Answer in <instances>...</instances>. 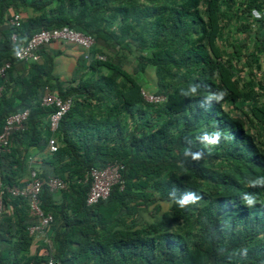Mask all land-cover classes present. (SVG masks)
Masks as SVG:
<instances>
[{
  "label": "trees",
  "instance_id": "obj_1",
  "mask_svg": "<svg viewBox=\"0 0 264 264\" xmlns=\"http://www.w3.org/2000/svg\"><path fill=\"white\" fill-rule=\"evenodd\" d=\"M232 5V0H0V65L10 63L0 77V130L7 117L29 110L23 130L11 133L9 149L0 155V264L9 258L13 264H47L49 257L58 264H264V187L249 184L264 177V154L251 132L264 135V77L244 79L254 56L241 44H231L229 54L219 47L220 23ZM263 9L264 0L245 2L247 14ZM14 14L20 16L16 28L6 24ZM253 23L260 54L264 40L259 21ZM62 28L94 42L91 59L80 56L68 81L54 75L58 53L46 47L38 49L34 63L14 58L16 47L33 34ZM127 43L147 51L134 71L152 68L154 94L162 102L146 103L141 85L122 67ZM105 48L114 58L96 60ZM193 84L200 86L198 94L183 96ZM45 87L71 101L54 133V153L44 152L53 111L39 105ZM217 91L225 93L224 100L202 108L209 92ZM216 130L223 133L221 143L209 149L198 137ZM188 148L203 150L204 159L185 157ZM113 162L122 166L123 188L114 186L105 200L85 206L86 172ZM30 171L65 184L62 191L44 187L40 193L42 212L52 216L46 229L50 245L32 256L28 227L36 219L25 199L5 191L21 186ZM173 188L177 197L195 191L202 198L180 209L169 197ZM245 193L255 196L254 206L242 200ZM242 248L247 257L234 254Z\"/></svg>",
  "mask_w": 264,
  "mask_h": 264
},
{
  "label": "built area",
  "instance_id": "obj_2",
  "mask_svg": "<svg viewBox=\"0 0 264 264\" xmlns=\"http://www.w3.org/2000/svg\"><path fill=\"white\" fill-rule=\"evenodd\" d=\"M260 18L257 19L251 16L254 20L259 21L261 38L264 40V9L257 11ZM20 16L18 14L12 15L6 24L10 27L16 28L19 25ZM11 42H16V35H11ZM94 42L93 39L80 32L62 28L54 30H43L33 34L25 43L18 45L14 52V58L22 63H34L38 60L36 52L41 47H46L50 51L52 45H66L77 49L81 58L84 61L91 59V49ZM98 61H105L103 55L94 56ZM10 68L9 62H4L0 65V77H3L6 71ZM141 96L146 103L157 104L163 101V97L147 92L141 91ZM40 107L52 109V113L47 119V126L50 136L47 138L46 151L47 153H54L57 149L54 139L59 122L62 117L69 111L71 106L70 100L62 101L59 97L54 95L47 87L43 89L42 97L39 102ZM29 115V110L24 109L20 112L10 115L4 121L0 130V155L6 153L9 149V137L11 133L22 131L24 123ZM122 166L116 162L109 163L102 168H89L84 176V182L88 183L89 187L85 195V206L90 207L97 204L99 201L105 200L112 187L119 186L123 188V182L120 176ZM51 193H56L65 189V184L62 180L48 176L44 179L38 177L36 172L30 171L27 180L19 187L5 188V191L11 197H19L25 199L28 204V214L30 217L36 219L35 224L28 227V234L40 235L43 242L48 245L46 238V229L52 223V216L45 214L40 208V193L43 188ZM2 192L0 191V195ZM1 213V209H0ZM47 264H58L51 257L48 258Z\"/></svg>",
  "mask_w": 264,
  "mask_h": 264
},
{
  "label": "rangeland",
  "instance_id": "obj_3",
  "mask_svg": "<svg viewBox=\"0 0 264 264\" xmlns=\"http://www.w3.org/2000/svg\"><path fill=\"white\" fill-rule=\"evenodd\" d=\"M233 5L231 9L227 11L225 17H222L221 27L222 30V40L220 42L219 47L224 49L227 54L231 52L230 45L231 44H241L243 47V52L252 54L254 58L249 57L251 67L248 70V74H251L249 77L245 75L244 79L248 80L251 77L252 80L261 79L264 76V51L258 54L257 49L261 46L259 38V33H256L257 27L254 24V19L251 18L250 14H247L244 11L246 0H232ZM202 11V8L200 9ZM251 11V10H250ZM250 24L244 30H241V25ZM255 37H257L255 39ZM128 45V51L122 52V57L120 58V62L122 67L133 76V78L141 85L142 90L149 94H154L155 88V78L153 74V70L150 66H147L143 72H136L135 68L137 66V62L140 58H146V52L142 51L138 52L131 45ZM114 51L109 49L102 50V54L105 59H113ZM101 55V54H98ZM249 65V66H250ZM252 72V73H251ZM241 75V74H240ZM238 80L241 81V76L237 77ZM155 95V94H154ZM226 110H229L232 116L235 115L233 110H230L226 107ZM252 134L254 135V141L258 147V149L264 154V135L258 130H252ZM162 210L167 209V205L163 204Z\"/></svg>",
  "mask_w": 264,
  "mask_h": 264
},
{
  "label": "clouds",
  "instance_id": "obj_4",
  "mask_svg": "<svg viewBox=\"0 0 264 264\" xmlns=\"http://www.w3.org/2000/svg\"><path fill=\"white\" fill-rule=\"evenodd\" d=\"M253 16L257 19L260 18V14L253 10ZM199 85L193 84L188 87V91L184 92L182 90L181 94L183 96H195L198 94ZM225 97V93L223 91H217V92H209L208 96L204 98V100L201 103V107L205 108V105L208 104L210 106V102L212 100H216L218 103L223 101ZM207 110V108L205 109ZM223 135L222 132L219 130L212 131V132H204L202 136L198 137L200 139V142L204 144L205 146H208L209 149L211 147H215L221 143V136ZM232 136L230 135L227 137V139H231ZM185 157H191L192 161L199 162L204 159L205 152L203 150L198 151H192L190 148L186 149L184 152ZM249 184L251 187H264V177H259L255 180L249 181ZM179 191L177 188H173L169 192V197L172 200V202L175 203L176 206H178L180 209L188 208L191 205L198 204L201 200V195L198 194L195 191H184L179 197H177L176 193ZM242 200L245 202V204L249 207H252L256 204V198L250 193H245L242 196ZM235 255H239L241 257H247L248 255V249L242 248L238 252L234 253Z\"/></svg>",
  "mask_w": 264,
  "mask_h": 264
},
{
  "label": "crops",
  "instance_id": "obj_5",
  "mask_svg": "<svg viewBox=\"0 0 264 264\" xmlns=\"http://www.w3.org/2000/svg\"><path fill=\"white\" fill-rule=\"evenodd\" d=\"M49 50L53 53H58L55 54L54 57V75L57 76L61 81H68L73 73L75 63L80 57L79 51L71 46L66 45H52ZM44 152L47 153L46 149L44 150ZM45 233L46 238L48 240V245L43 242V239L40 235H33V239L28 252L29 256L34 255L37 252L38 248H40V246L42 245H46L49 248L50 243L48 239L47 230ZM2 246L6 247L8 246V243L3 244ZM11 260L13 264L14 262L12 258L2 261V264H10ZM18 262L19 264L23 263V261Z\"/></svg>",
  "mask_w": 264,
  "mask_h": 264
}]
</instances>
